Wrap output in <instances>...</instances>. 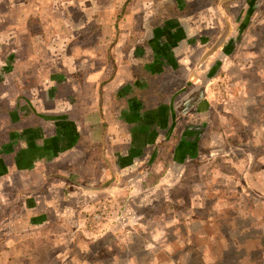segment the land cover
I'll return each instance as SVG.
<instances>
[{"label": "crops", "instance_id": "obj_1", "mask_svg": "<svg viewBox=\"0 0 264 264\" xmlns=\"http://www.w3.org/2000/svg\"><path fill=\"white\" fill-rule=\"evenodd\" d=\"M249 9L236 0H0V264L54 233L33 215L96 190L85 188L96 186L97 163L107 179L199 159L209 110L230 113L216 87L239 74Z\"/></svg>", "mask_w": 264, "mask_h": 264}, {"label": "rangeland", "instance_id": "obj_2", "mask_svg": "<svg viewBox=\"0 0 264 264\" xmlns=\"http://www.w3.org/2000/svg\"><path fill=\"white\" fill-rule=\"evenodd\" d=\"M238 1L250 8L238 47L246 54L235 61L239 74L216 87L222 108L232 106L226 119L209 110L199 159L107 179L97 163L88 176L96 186L85 188L96 190L33 215L40 232L54 233L35 248L23 242L26 254L13 252L8 264H264V0ZM231 86L240 104L229 101Z\"/></svg>", "mask_w": 264, "mask_h": 264}, {"label": "built area", "instance_id": "obj_3", "mask_svg": "<svg viewBox=\"0 0 264 264\" xmlns=\"http://www.w3.org/2000/svg\"><path fill=\"white\" fill-rule=\"evenodd\" d=\"M94 219H95V217L93 218V222H94ZM90 227H92V226H90ZM93 228V227H92Z\"/></svg>", "mask_w": 264, "mask_h": 264}, {"label": "trees", "instance_id": "obj_4", "mask_svg": "<svg viewBox=\"0 0 264 264\" xmlns=\"http://www.w3.org/2000/svg\"><path fill=\"white\" fill-rule=\"evenodd\" d=\"M256 247H258V245H256Z\"/></svg>", "mask_w": 264, "mask_h": 264}]
</instances>
